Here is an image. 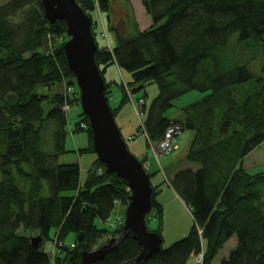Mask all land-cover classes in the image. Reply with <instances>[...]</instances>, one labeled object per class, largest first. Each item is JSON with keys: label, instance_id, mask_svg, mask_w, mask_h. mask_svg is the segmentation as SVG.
Instances as JSON below:
<instances>
[{"label": "trees", "instance_id": "trees-1", "mask_svg": "<svg viewBox=\"0 0 264 264\" xmlns=\"http://www.w3.org/2000/svg\"><path fill=\"white\" fill-rule=\"evenodd\" d=\"M77 1L91 16L98 45L95 57L103 76L115 63L131 74L129 87L151 83L158 87L149 105L148 95L143 97L146 117L139 131L147 133L148 145L160 141L172 123L180 124L165 116L176 100L193 90L205 93L183 108V129L195 132L186 161L198 168L181 169L171 181L195 223L188 235L161 247L145 264H187L201 251L203 264H213L234 235L237 245L221 264H264V172L251 173L244 167V159L264 144V63L255 72L248 63L233 62L235 53L228 50L236 35L238 42L258 48L264 58V0H141L152 25L140 30L134 16L130 14L126 22L123 17L121 26L111 25L116 37L112 51L100 50L101 25L92 13L111 11L114 0ZM32 3L10 0L0 6V264H81L84 244L93 250L106 243L99 239L108 230L97 220L108 221L117 200L127 203L130 190L124 179L107 173L98 158L83 184L79 163H58L59 155L67 151L68 116L61 108L63 95L52 89L75 76L64 49L67 24L61 19L50 23L42 0H37L25 14V36L18 41L9 18ZM126 23L135 26L134 33H126ZM44 38L54 42L49 46ZM113 85L106 81L108 98ZM117 85L122 99L113 108L116 115L131 102L124 84ZM76 111L90 140L82 151L95 152L88 117L82 108ZM48 120L58 124L54 152L43 148ZM154 173L151 211L156 208L163 216L152 183ZM67 191L74 193L65 195ZM151 211L147 226L162 236V220ZM155 217L159 225L151 229L148 223ZM118 233L120 229L112 236ZM70 234L74 239L68 244ZM36 235L43 237L38 249L31 241ZM47 239L55 242L54 252L44 250ZM141 249L129 235L93 264H122Z\"/></svg>", "mask_w": 264, "mask_h": 264}, {"label": "rangeland", "instance_id": "rangeland-1", "mask_svg": "<svg viewBox=\"0 0 264 264\" xmlns=\"http://www.w3.org/2000/svg\"><path fill=\"white\" fill-rule=\"evenodd\" d=\"M10 0H0V6L8 3ZM37 0H33L31 5L26 6L25 8L18 11L14 16L9 18V21L17 28L18 33V41H22V37L25 36L24 33V26L26 23L25 14L31 12L33 6H37ZM118 6L122 12L113 11V6L111 11H104V13L111 15L113 11V20H111L112 24H110L109 31L112 36H114V30L111 28V25L115 22L117 26H121L122 24L119 22L124 17V21L128 20V16H134L135 13L138 17L139 24L138 27H143L146 29L149 27L150 23H153L151 15H149L146 11L145 6L143 5L141 0H114V6ZM93 20H98L101 25V16L100 12L96 11L92 13ZM135 17V16H134ZM114 21V22H113ZM23 26V28L21 27ZM102 29V28H101ZM126 33L132 34L135 31V26L132 24L125 25ZM49 34V33H48ZM48 34L46 36L48 37ZM22 39V40H21ZM60 42V40L58 39ZM104 43L103 40H101ZM107 41V39H106ZM44 42L50 46V43H53L54 40H49L48 38H44ZM108 42V41H107ZM229 54L235 53L233 62H237L239 64H247L255 71L260 72V68L264 63V58L260 50L258 48L247 47L245 42H238L236 39V35H234L231 39V45L229 46ZM28 54V52L26 53ZM229 55V57H230ZM114 64L110 65L107 69L112 67ZM122 70L123 77L120 76L119 83L127 84L129 81L131 82L132 77L129 72L124 69ZM106 71V70H105ZM118 72V69H117ZM120 74V72H119ZM127 80V81H126ZM114 85L111 87V96L109 98L110 104L112 108L118 106L120 99H122V91L116 82H112ZM118 83V82H117ZM76 89L78 90V84L76 77L66 78L62 82H58L53 86L52 92L59 91L63 97L64 102L68 98L74 96L75 98L72 101L71 108L69 110H65V114L68 116V123L65 127L66 134H65V151L64 153L59 155L58 163L59 164H71V163H79L80 165V179L81 183L83 184L86 180L87 173L89 168L92 167V164L98 158L96 152L93 151H82V149L87 148L90 146V140L88 132L85 130L87 126L82 127V117L76 111L74 106H79V98L77 101L76 98ZM127 89H132L127 84ZM148 95L146 98L148 105L150 101L156 97L158 94V87L155 83H151L147 85L145 88H142L138 93L134 94L135 99L140 97H144ZM205 93H202L198 90H193L186 95L182 96L178 100L175 101L174 106L169 109L165 116L173 119V121L182 122L184 121L185 115L183 108L193 103L199 99H201ZM64 104V103H63ZM46 109L49 110L51 108L46 106ZM48 112V111H47ZM146 117V114L143 116V119ZM116 120L121 128L123 137L125 138L128 148L130 151L136 155L140 160L145 156L144 154L150 151L148 148V144L146 142L145 136L143 133L139 131L140 119L136 115L135 108L131 102H128L116 115ZM79 123V124H78ZM78 124V125H77ZM84 128V130H79V128ZM58 129V124L54 120H48L46 123V127L44 129V139H43V148L48 152H54L56 150V143H57V136L54 135L56 130ZM182 132L178 135L177 143L180 144V148L174 149L167 155H163L160 157L162 164L165 162V166L162 167L161 161L160 163L151 155H149V161L151 163V169L149 170L150 174L152 175V183L154 186H157V195L156 199L162 204L164 208L163 216H160L157 209L154 208L151 213L153 215H157L162 220V236H163V248H168L174 242L182 239L190 232L191 228L193 227L195 221L192 215L190 208L187 204L181 199V197L176 193L171 185L172 177L174 171L178 167L183 168V166H190L189 168H198V165L195 163H190L186 161L185 154L190 147L191 141L194 137V130L184 128L182 125ZM130 136L133 138L129 139ZM184 157V159H183ZM184 160V161H183ZM185 163V165H183ZM182 164V165H181ZM164 165V164H163ZM244 167L251 173H259L264 172V144L260 145L257 149H255L252 153H250L244 159ZM0 178H1V171H0ZM74 191H67L65 195H71ZM44 195H48V186L47 189L44 191ZM128 204V201L127 203ZM123 204L121 200L116 202L115 208L111 217L106 222H101L97 220V224L100 228L107 229L108 234L103 236L99 239V243L107 242L109 238L113 237L112 232L114 230L120 229L121 225H118L114 228L112 225L113 222L116 221L118 217H126V209L127 205ZM151 229H156L159 225V220L157 217L152 218L151 221L148 223ZM56 230L52 229L50 232V236L52 239L55 238ZM52 239L45 240L44 243V250L48 252H54L55 250V242ZM74 239L73 234H70L67 238L66 242L69 244ZM238 239L237 236L234 235L231 237L226 244L224 245L223 249H221L216 256L213 264H221L222 258L229 254L230 249H234L237 245ZM99 245V244H98ZM97 245V246H98ZM187 264H201L198 259V254L192 255Z\"/></svg>", "mask_w": 264, "mask_h": 264}, {"label": "water", "instance_id": "water-1", "mask_svg": "<svg viewBox=\"0 0 264 264\" xmlns=\"http://www.w3.org/2000/svg\"><path fill=\"white\" fill-rule=\"evenodd\" d=\"M45 16L50 23L58 19L67 24L64 43L68 65L80 89V106L88 117L92 130L93 148L109 174L124 179L131 190L126 217L121 232L106 243L89 250L83 245L81 264H93L115 250L129 236L140 244V253L122 264H145L163 244V237L147 226L146 217L152 209L153 186L150 173L142 161L128 148L106 95V81L96 61L98 45L92 31L91 16L77 0H42ZM143 85L132 88L136 94ZM79 241L82 236H79ZM32 245L40 248L42 235L31 237Z\"/></svg>", "mask_w": 264, "mask_h": 264}, {"label": "built area", "instance_id": "built-area-1", "mask_svg": "<svg viewBox=\"0 0 264 264\" xmlns=\"http://www.w3.org/2000/svg\"><path fill=\"white\" fill-rule=\"evenodd\" d=\"M101 33H100V38L101 40L104 41V43H102L101 45V50H109L112 51L113 50V46L111 45L110 41H109V37H108V31L106 26L103 24L102 22V27H101ZM48 37H52L50 34H48ZM107 39V41H106ZM127 93L130 97L131 103L133 104L134 108H135V112L137 114V116L142 119L143 115H144V111L142 109L143 105L145 104V100L140 98L137 101L133 98V95L131 93L130 89H127ZM76 96L79 97L78 95V91L76 89ZM75 97L72 96L70 98V100L67 98L63 104V106L61 107L63 111L65 110H69L71 108L72 105V101ZM74 108L77 110L79 108V106H74ZM141 123L143 124V120H141ZM86 126V123H82V127ZM182 129V125L179 123H172L166 130L164 133L163 138L158 141L157 143H152L150 142V152L148 154L145 155V160L143 161V166L145 167V169L147 171H149L151 169V163L149 161V155L153 156L159 163H160V157L163 155H167L169 154L171 151H173L174 149L177 148V136L181 133ZM144 136L147 140H149L147 133L144 131ZM133 138L132 136L129 137V139ZM124 223V218L118 217L116 218V221L112 223V225L114 226V228L118 225H122ZM198 259L199 261L202 263V261L204 260V251H201L198 254Z\"/></svg>", "mask_w": 264, "mask_h": 264}, {"label": "crops", "instance_id": "crops-1", "mask_svg": "<svg viewBox=\"0 0 264 264\" xmlns=\"http://www.w3.org/2000/svg\"><path fill=\"white\" fill-rule=\"evenodd\" d=\"M113 11H119V13H121L122 12V10L118 7V6H114L113 7ZM113 11L111 12V15H108L107 14V16H106V14L104 13V12H102V13H100V16H101V27H102V22H103V24L106 26V28H107V31H108V37H109V41H110V43H111V45L114 47L115 46V44H116V37H115V34H114V36H112L111 35V33H110V31L108 30L109 29V27H110V24H112V22H111V20H113ZM135 20L137 21V23L139 24V20H138V17H137V15H136V13H135ZM114 22V21H113ZM120 22V21H119ZM115 26H117L116 24H115V22L113 23ZM140 25V24H139ZM152 24L150 23V25L149 26H151ZM139 28H140V30H144V28L143 27H140L139 26ZM117 69H118V72H117ZM119 72H120V74H119ZM120 76L121 77H123V74H122V70L119 68V66L117 65V64H115L114 63V65L112 66V67H110L109 69H106V71H105V78H106V81L107 82H116V85H117V82H119L120 80ZM123 79H124V77H123ZM127 81V80H126ZM140 98H142V97H140ZM173 120V119H172ZM178 139V138H177ZM178 142V141H177ZM177 145H178V149L180 148V144L179 143H177ZM189 149V148H188ZM257 149V148H256ZM188 152V151H187ZM252 153V152H251ZM187 155V153L185 154V156ZM183 159H184V157H183ZM164 160V159H163ZM162 160V161H163ZM161 161V160H160ZM162 161H161V164H162ZM165 161V160H164ZM184 161V160H183ZM164 164V165H163ZM162 164V167L163 166H165V162ZM182 165V164H181ZM183 165H185V163H183ZM190 166H183V168H180V167H178L177 169H176V171H174V174H173V177H174V175H175V173L177 172V171H179V170H181V169H185V168H189ZM172 177V178H173ZM223 249V248H222ZM231 250L232 249H230V251H229V254H230V252H231ZM229 254H227V255H225L224 257H228L229 256ZM223 257V258H224ZM222 258V259H223Z\"/></svg>", "mask_w": 264, "mask_h": 264}, {"label": "bare ground", "instance_id": "bare-ground-1", "mask_svg": "<svg viewBox=\"0 0 264 264\" xmlns=\"http://www.w3.org/2000/svg\"><path fill=\"white\" fill-rule=\"evenodd\" d=\"M204 261V260H203ZM203 261H202V264H203Z\"/></svg>", "mask_w": 264, "mask_h": 264}]
</instances>
